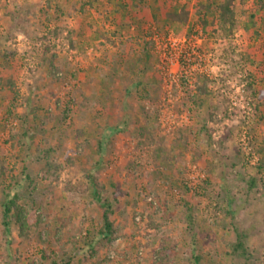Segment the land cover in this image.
<instances>
[{
    "label": "rangeland",
    "instance_id": "rangeland-1",
    "mask_svg": "<svg viewBox=\"0 0 264 264\" xmlns=\"http://www.w3.org/2000/svg\"><path fill=\"white\" fill-rule=\"evenodd\" d=\"M209 1L198 17L207 0H165L169 14L187 11L180 21L148 0L155 17L144 21L129 10L143 0H0V53H14L0 57V186L20 183L36 218L30 239L14 222L7 237L0 206V264H47L42 249L78 253L72 264H158L161 246L174 248L168 264H236L224 246L236 234L213 227L230 223L251 264H264V1L232 0V29L222 0ZM91 180L125 238L89 251L83 239L103 213ZM182 196L196 209L192 228L170 199ZM134 199L161 223L152 247L143 223L124 226Z\"/></svg>",
    "mask_w": 264,
    "mask_h": 264
},
{
    "label": "trees",
    "instance_id": "trees-1",
    "mask_svg": "<svg viewBox=\"0 0 264 264\" xmlns=\"http://www.w3.org/2000/svg\"><path fill=\"white\" fill-rule=\"evenodd\" d=\"M143 4L142 6L134 4L131 5V9L129 7V10L131 11V14L133 16V19H139V20H144L146 21L147 18H139V16L141 14H143L142 16L148 14L150 15V17L152 18L153 13L150 12V9L152 8V5H147L146 1L148 0H143ZM153 4H155V9L159 12H161L164 16L165 19H167V17L169 19H174V20H180L183 21L187 18V11H182L179 12L177 14L173 13V14H169V9L170 6L165 7V0H151ZM168 1V0H166ZM172 1V0H171ZM264 1V0H263ZM233 1L232 0H222V2L216 6V8L219 11V20L221 22L222 26L227 25L229 27V29L233 28V24H234V14H233ZM122 4V3H120ZM213 2H208L205 5L203 4H199L197 5V7L195 8L196 14H198V17H200L199 15V11L198 9H202L206 7V12H204V14L209 12V9L212 7ZM124 7H126L125 4L121 5L122 9H125ZM139 9H141V11H139ZM202 12V11H201ZM203 13V12H202ZM169 14V15H168ZM203 14V16H204ZM153 16L155 17V14H153ZM155 19V18H153ZM203 25H205V23H203ZM72 43V47H74V43L70 41V44ZM0 57L4 60L7 61L8 63L11 62V60L14 58V53H9L7 54L6 51L0 53ZM54 58V57H52ZM6 64H2L0 65V72H4L8 69H6ZM9 72V71H8ZM11 74L9 73V78L7 79L6 83H5V87H9L12 88L13 87V78H14V71H10ZM1 77V76H0ZM2 79V78H1ZM136 87H139V83L135 84ZM4 88V87H3ZM2 88V89H3ZM249 88L251 89V86H249ZM6 89H4L5 91ZM198 94L199 96H206L207 92L202 90V89H198ZM202 103V102H200ZM204 130V129H202ZM107 132L108 135H111L113 133H118L120 132V129L118 128H107ZM148 134V133H147ZM155 157L157 156L158 158L162 157L163 154L162 151L159 149L155 152ZM156 157V158H157ZM170 157H166L165 161H170ZM260 168V167H259ZM1 169V167H0ZM158 172V171H157ZM161 174V173H160ZM27 180H31L30 178H27ZM23 182V180H22ZM91 185L93 187L92 190V198L94 201H96L97 203L101 202L100 201V190L101 188H98V185L96 183H94L92 180L90 181ZM207 183V182H205ZM256 185V181L255 179H250L247 190H252L253 187ZM20 183L18 184H8L5 187L0 186L1 188H3L4 190L2 191V195H1V200H0V206H1V224L3 227V230L5 232V234L7 235V237L9 236V229H10V225L14 222L18 227V237L23 239V240H27L30 239L32 234H33V230L36 229V218H34V212L30 211L29 208L27 207V205L25 203H23L20 199L21 196H19V191L18 189L20 188ZM29 187V186H28ZM182 187L183 191L185 192H189L190 190H192V188L194 189V187H188L187 184L182 183V185L180 186ZM30 189H32L31 187H29ZM200 188V187H198ZM99 191V192H98ZM195 193V192H193ZM196 194V193H195ZM115 197V195L113 196ZM226 199V211L224 212V216L226 218H230L231 220L235 219V212L234 210L231 209L232 207V199H229L228 197H225ZM170 199L173 200V202H177L178 206L181 207L183 209V211L185 212V219H186V224L187 226H189V228H192L195 224V219H196V209L195 206H189L188 201L182 197H180L179 200H174L173 197H170ZM197 205V204H196ZM131 206V212L127 217H125L124 219V226L128 225V219H129V224L132 227L135 228H139L137 226V223H140L144 225L145 230H151L152 231V235L148 234L147 235L149 237H151L150 242L147 243L146 247H152L153 244L158 240L155 237L156 232H159V228L161 226V223H157L154 220V216H155V209H152V206H148V208L145 210H138V205H137V199H134V202L130 205ZM99 207L101 209H103V213L101 215V224L96 227L95 229H93V231H88L87 233V237H85L83 239V241L85 243V247L91 251L93 250V248L95 246L97 247H104L106 248L108 245H110L114 240L117 239H123L125 237H123V235L121 234V227H117L114 225V221L111 220V215H113V210H112V201L109 200H103L101 203H99ZM184 215V214H183ZM138 217V218H136ZM204 221L208 220L206 219V217H203ZM209 224V222H208ZM210 225H212V223H210ZM229 229H227V225L226 224H222V225H214L213 227H220L221 230L224 232L226 231H232L233 233L236 234V239L235 241L231 242V243H225L224 246L225 248L228 250V253L225 254L226 256H229V260L234 259V261L236 262V264H251L252 260H253V255L250 254L248 252V250L245 248V237L240 231L236 230V226L232 225V223L229 224ZM33 229V230H32ZM134 234L130 235V238L135 239ZM8 242L10 241L11 238H8ZM141 248L140 245H132V247L130 248V251L128 253V257H132L134 256L135 258L137 257V252L138 250ZM173 246H161V249L153 252V254H156V258L154 259L153 262H157L158 264H168V262L172 259V251H173ZM46 250H41L40 251V257H41V261H45L47 264H72L74 262L75 259H77V256L79 255L78 253H73L72 255H67V254H63L60 257H55L53 252H49L46 253ZM133 258V257H132ZM195 259L196 262H198L199 258H197V256L193 257ZM193 259V260H194ZM109 261L108 258H106V262ZM235 264V263H234Z\"/></svg>",
    "mask_w": 264,
    "mask_h": 264
}]
</instances>
